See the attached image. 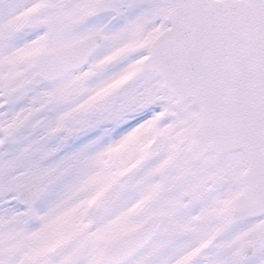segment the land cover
Returning a JSON list of instances; mask_svg holds the SVG:
<instances>
[{
    "label": "snow or ice",
    "instance_id": "snow-or-ice-1",
    "mask_svg": "<svg viewBox=\"0 0 264 264\" xmlns=\"http://www.w3.org/2000/svg\"><path fill=\"white\" fill-rule=\"evenodd\" d=\"M0 264H264V0H0Z\"/></svg>",
    "mask_w": 264,
    "mask_h": 264
}]
</instances>
